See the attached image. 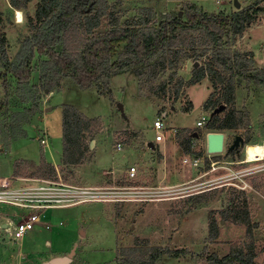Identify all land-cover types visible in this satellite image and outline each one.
I'll return each mask as SVG.
<instances>
[{
	"label": "rangeland",
	"instance_id": "1",
	"mask_svg": "<svg viewBox=\"0 0 264 264\" xmlns=\"http://www.w3.org/2000/svg\"><path fill=\"white\" fill-rule=\"evenodd\" d=\"M108 1L112 13L95 32L108 30L116 19L122 24L146 18V9L152 11V22L180 13L184 2L194 3L206 12L231 13L254 0H241L239 7H235L233 0ZM35 2L32 0L25 10H20L12 8L9 0H0V36L12 61L16 59L21 40L29 34L26 17L34 15ZM260 9L258 19L234 44L232 40L229 42L233 49L252 52L254 67H264V2ZM16 10L21 12L20 21ZM194 51L185 48L178 58L168 55L165 67L150 63L139 65V73L131 70L113 73L109 80L112 99L100 95L96 87L82 89L71 79H64V90L42 94L40 109L23 124L25 136L8 140L0 131V178H14V166L19 159L27 160L30 165H38L44 159L57 172L54 179H49L52 183H46L47 177L31 175L26 168L20 174L23 179H13L14 186L61 183L102 187L112 186L114 182L120 184L123 180L125 185L142 188V195L130 192L124 195V200H93L36 209L40 212V221L22 239L0 232V264H42L72 248L74 254L69 264H118L121 252L131 247L146 250V254L152 247H158L161 251L152 264H212L208 260L210 253L222 256L237 246L251 247L254 261L263 262L264 158L246 161L244 147H239V154L234 158L226 154V148L236 135L242 136L247 141L245 144L264 139V85L236 80L234 98L225 103V82L221 84L208 74L191 82L194 68L206 65L210 58L208 53L196 56ZM1 52L0 49V55ZM1 63L0 60V70ZM37 76L35 69L32 82H37ZM221 103L224 108L214 113ZM64 104L100 119L93 138L87 134L84 137L86 143L96 138L97 145L89 147L74 164L62 162ZM21 108L12 97L10 111ZM232 109L242 116V126L222 129L224 151L205 155L204 133L209 127L205 124L196 127V121L202 116L206 121L211 117L221 120ZM157 117L168 127L161 130L163 135L159 141L154 139L153 128ZM192 131H198V135H190ZM187 136L191 138L190 153L180 144ZM147 139L157 143L149 147L145 144ZM118 141L122 145L120 150L116 149ZM96 146L112 147V155L99 149L97 159L108 164L112 159L114 165H95ZM232 157L244 163L230 161ZM212 160H220L215 169L211 168ZM130 166L136 167V174L127 178L125 171ZM220 177H224L222 181L216 180ZM156 189L162 191L157 193ZM203 197L204 201L197 200ZM11 209L14 208L10 205H0L1 214ZM245 210L248 224L233 220V213ZM212 220L218 232L209 239Z\"/></svg>",
	"mask_w": 264,
	"mask_h": 264
},
{
	"label": "trees",
	"instance_id": "2",
	"mask_svg": "<svg viewBox=\"0 0 264 264\" xmlns=\"http://www.w3.org/2000/svg\"><path fill=\"white\" fill-rule=\"evenodd\" d=\"M31 1L9 0V3L14 9L25 10ZM263 2L254 0L231 13L206 12L194 3L184 2L180 13L150 22L152 11L146 9V18L122 24L116 19L108 30L95 32L94 29L112 13L108 0H36L34 15L26 17L29 34L21 40L15 61L9 59L0 36L3 68L0 70V131L8 140L25 136L23 124H27L40 109L42 94L59 90L63 79H71L82 89L96 87L100 95L112 99L109 80L113 73L130 70L139 73V65L150 63L165 67L168 55L178 58L185 48L195 50L196 56L204 53L210 56L206 65L194 68L191 82L199 81L207 74L221 84L225 82L223 100L230 103L236 80L264 85V67L253 66L252 52L232 48L234 40L258 19ZM227 37H230L229 41ZM231 40L233 44L229 43ZM35 69L38 76L34 83L31 76ZM12 97L22 106L20 110L10 111ZM62 117V162L74 164L89 150L84 137L87 134L93 138L100 119L88 117L70 104L63 105ZM218 120V117H211L205 126L215 131L242 126V116L234 109ZM190 139L183 137L180 142L187 153L192 152ZM15 164L13 173L16 176L26 168L28 173L38 177L54 179L57 176L54 165L44 159L38 165H30L25 159H19ZM205 199L197 198L198 201ZM231 216L235 221L249 223L246 210ZM217 232V224L212 220L208 238H214ZM145 251L135 247L124 249L118 264H152L161 250L152 247L147 254ZM254 255L251 247L237 246L222 256L210 253L208 260L212 264H264V260L255 262Z\"/></svg>",
	"mask_w": 264,
	"mask_h": 264
},
{
	"label": "built area",
	"instance_id": "3",
	"mask_svg": "<svg viewBox=\"0 0 264 264\" xmlns=\"http://www.w3.org/2000/svg\"><path fill=\"white\" fill-rule=\"evenodd\" d=\"M241 1V0H239ZM206 123V119L202 116L196 121V127H202ZM153 128L156 131L155 140L162 139L161 130L168 128L160 117H157L153 121ZM206 130L204 133H207ZM41 144L44 140L41 139ZM121 142L116 143V149H121ZM109 151L112 155L111 147L103 146L102 149L96 147L95 161L100 163L97 159V151ZM206 153V152H205ZM206 155H209L206 153ZM112 157V156H111ZM112 162V159L110 160ZM219 160L211 161V168L215 169L217 167ZM125 173L132 178L136 174V167L130 166ZM224 177L217 178L216 180H221ZM13 179L21 180V176H15L10 179L8 177L0 178V205L7 204L12 206L10 212L1 214L2 221L0 222V232H7L13 239L20 240L24 236V233L33 228V225L40 221V212L37 213L36 209L44 210L45 208L60 205H71L77 204L79 202L101 200V201H116L124 200V195L135 192L138 195H142V188L140 186H128L123 184L121 180L120 184L112 186H102V187H89V186H63L61 183L41 184V185H28V186H14ZM123 179V177H121ZM52 180H47L46 183ZM52 183V182H51ZM154 191L161 192L162 190L156 189ZM20 209V210H17ZM26 212V213H25Z\"/></svg>",
	"mask_w": 264,
	"mask_h": 264
},
{
	"label": "water",
	"instance_id": "4",
	"mask_svg": "<svg viewBox=\"0 0 264 264\" xmlns=\"http://www.w3.org/2000/svg\"><path fill=\"white\" fill-rule=\"evenodd\" d=\"M235 7L240 6L239 0H233ZM224 104L221 103L217 106L213 112L218 113L224 108ZM119 107L122 109V105L119 104ZM194 136H197V132L193 133ZM243 137L240 135H236L232 144L229 148H233L234 146H238L239 144H243ZM149 147H152L151 143L147 144ZM89 147H94V139H91L89 142ZM225 149V133L223 131H215L209 130L205 134V152L207 154H220ZM74 254V249L72 248L67 254L54 256L50 259L44 261L42 264H69L71 262L72 256Z\"/></svg>",
	"mask_w": 264,
	"mask_h": 264
},
{
	"label": "bare ground",
	"instance_id": "5",
	"mask_svg": "<svg viewBox=\"0 0 264 264\" xmlns=\"http://www.w3.org/2000/svg\"><path fill=\"white\" fill-rule=\"evenodd\" d=\"M17 21L21 20L20 10H16ZM246 161L261 160L264 158V139L261 142L247 143L244 146Z\"/></svg>",
	"mask_w": 264,
	"mask_h": 264
},
{
	"label": "flooded vegetation",
	"instance_id": "6",
	"mask_svg": "<svg viewBox=\"0 0 264 264\" xmlns=\"http://www.w3.org/2000/svg\"><path fill=\"white\" fill-rule=\"evenodd\" d=\"M235 138V137H234ZM234 138H233V140H234ZM233 140L231 141V143H229L228 144V146H227V148H226V154L228 153V151H231L232 152V154L231 155H234V158H237V154H239V147H244V145H245V141H244V139H243V141H244V143L243 144H239L238 146H234L233 148H229L230 147V145L232 144V142H233ZM206 155V154H205ZM228 155V154H227ZM230 161H239V163L240 164H242V163H244V161H242V159H233V157L231 158V159H229ZM219 162H220V160H219ZM218 162V163H219ZM220 181H222V180H220ZM221 185H223L222 183H220ZM67 254V253H66Z\"/></svg>",
	"mask_w": 264,
	"mask_h": 264
},
{
	"label": "crops",
	"instance_id": "7",
	"mask_svg": "<svg viewBox=\"0 0 264 264\" xmlns=\"http://www.w3.org/2000/svg\"><path fill=\"white\" fill-rule=\"evenodd\" d=\"M221 1V0H220ZM64 80V79H63ZM63 80L61 81V87L59 88V90H64V88H63V84H64V82H63ZM66 88V87H65ZM52 92V91H51ZM50 92V93H51ZM155 139V138H154ZM156 141H159V140H156ZM156 141H154V140H152V139H147V141H145V144H146V142H147V144L148 143H151L152 145L151 146H153L154 144H156L157 142ZM146 144V145H147ZM94 145H97V140H96V138H94ZM96 147H98V146H96ZM112 148V147H111ZM122 149V148H121ZM112 151V150H111ZM114 162H113V160H112V162H110L109 164L108 163H95V165H100V164H105V165H114L113 164ZM76 165H80V164H76Z\"/></svg>",
	"mask_w": 264,
	"mask_h": 264
}]
</instances>
